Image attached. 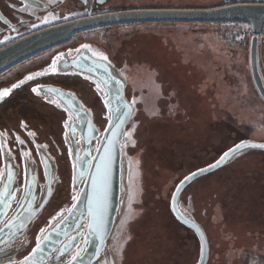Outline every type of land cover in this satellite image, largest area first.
<instances>
[{
    "label": "rangeland",
    "instance_id": "rangeland-1",
    "mask_svg": "<svg viewBox=\"0 0 264 264\" xmlns=\"http://www.w3.org/2000/svg\"><path fill=\"white\" fill-rule=\"evenodd\" d=\"M226 4L228 0H108L105 6L96 8L94 0H82L80 5L69 3L58 18L45 17L3 35L0 47L37 29L97 14ZM250 36L246 22L109 24L75 32L66 42L37 52L0 73V85L13 78L16 81L47 65L55 53L84 43L104 51L122 69L127 82L125 96L135 101L126 132L133 124L136 127L132 133L135 146L129 142L126 149L130 201L112 242L118 264L196 262L198 241L171 214L170 191L176 181L211 163L242 139L264 140V102L253 86L248 66ZM263 37L264 29L258 36L257 56L264 83ZM48 81L73 91L91 111L94 122L100 128L105 124L104 109L92 84L77 76L30 82L0 106V126L8 122L17 125L21 117L27 116L40 137L52 134L61 148L55 161L54 189L27 238L28 250L38 229L70 200V166L60 139L65 113L29 91L30 84ZM38 121L43 129L37 127ZM257 152H247L216 173L197 179L188 187L194 194L192 200L187 197L191 202L184 199L187 194L181 199L191 213L196 208L207 209L209 218L201 224L209 247L207 264H264V165L256 162L264 161V153ZM227 171L230 187L222 197L221 177L217 174Z\"/></svg>",
    "mask_w": 264,
    "mask_h": 264
},
{
    "label": "water",
    "instance_id": "water-1",
    "mask_svg": "<svg viewBox=\"0 0 264 264\" xmlns=\"http://www.w3.org/2000/svg\"><path fill=\"white\" fill-rule=\"evenodd\" d=\"M106 1L95 0V3L102 5ZM136 21L248 23L251 31L248 46L250 77L258 96L264 102V83L257 58L258 36L264 24V4L131 9L66 21L26 34L0 47V73L37 52L66 42L75 32ZM94 48L84 43L78 48L59 51L44 67L0 88L18 85L11 90L10 96L20 87L46 77L77 76L92 84L104 109L105 118V124L100 128L94 122L91 111L73 91L42 83L30 87L33 95L65 113L61 139L70 166V200L38 229L28 252L18 257L28 247V232L51 197L56 182V164L49 152L36 151L44 182L38 180L37 163L31 158L27 162L23 159L22 184L18 186L19 167L6 140L0 138V264H118L112 242L125 220L131 196L126 156L130 143L124 133L134 114L135 103L125 96L127 82L122 69L117 68L104 51ZM102 56L107 59H102ZM53 66L55 71L51 70ZM28 76L34 78L27 80ZM33 88L38 89V92H33ZM129 107L131 115H126ZM121 120L123 123H120ZM242 142L264 144L260 140L243 139L224 152ZM250 151L264 152V148L250 146L230 154L219 167L204 173L198 171L214 164L223 152L211 163L185 175L196 172L197 175L191 180L181 184L184 176L174 186L169 198V210L198 241V257L194 264H207L208 241L203 227L179 200L180 194L193 181L221 169ZM74 196L78 198L73 199ZM202 246L203 260L200 259Z\"/></svg>",
    "mask_w": 264,
    "mask_h": 264
},
{
    "label": "flooded vegetation",
    "instance_id": "flooded-vegetation-1",
    "mask_svg": "<svg viewBox=\"0 0 264 264\" xmlns=\"http://www.w3.org/2000/svg\"><path fill=\"white\" fill-rule=\"evenodd\" d=\"M51 2L52 3L50 4L49 0H0V37H2L3 35H8L10 32H15L22 27L29 26V25H32L34 23L40 22L45 17L58 18L59 15L61 14V11L64 10L65 7L67 8V6H69V3H75V5L82 4V0H51ZM107 2H108V0L104 4L98 5L96 8H100V7L105 6L107 4ZM44 28H46V27H44ZM40 29H42V28H40ZM40 29H37V30H40ZM37 30H35V31H37ZM35 31H32V32H35ZM32 32H30V33H32ZM55 77H63V76H55ZM55 77H49V78H55ZM15 79L16 78H13L9 82L7 81L6 83L1 84L0 88L3 86L9 85L13 81H15ZM43 84H52V85L67 89L62 84H58V83H54V82H50V81L43 83ZM27 85H29V84H27ZM32 85H34V84H30L29 91H30V87ZM7 99H5L2 103H0V106ZM26 117H21V119L17 125H13L12 123L8 122L5 126H0V138H4V140H6L8 146H9V149L14 156L15 162L17 163V165L19 167V174L17 176V180H18L17 185L18 186H21V184H22L23 164L21 162L22 161L21 158H23L25 160V162H27V160H29L31 158L33 161H35L37 163L38 180L40 183H43L44 179L41 176L42 173H41V169L39 166V161H38L36 151H40L41 153L42 152L44 153L46 151L49 152V154H51L54 157L55 161L57 159V155L61 154V148L58 145L57 141L54 139L53 135L48 133L47 138L46 137H44V138L40 137V134L37 132L36 127L32 124V122H30V119H27ZM43 126L44 125H42L41 122L38 121L37 127L40 129H43ZM29 133H33L34 135H29ZM17 138H19V139H17ZM249 139H254V138H249ZM20 140H23L24 143L23 144L19 143ZM254 140H260V139H254ZM260 141H264V140L262 139ZM257 153H264V152L258 151ZM257 159H259V158H257ZM236 160H237V158L235 159V161ZM256 162L258 163V165H264V161L261 163L257 160ZM224 167H226V166H224ZM224 167H222L221 169H223ZM219 170H217V171H219ZM217 171H215L213 173H216ZM213 173H211V174H213ZM231 174H236V172L232 171ZM208 175H210V174H208ZM208 175H206V176H208ZM217 176L221 177V182H220L219 186H220L222 194L220 196L225 197V195L228 194V189L230 187L226 181L227 177H228V171L226 173H223V174L219 173V174H217ZM200 178H202V177H200ZM178 181H176L175 183H177ZM195 181L190 183L181 192L180 197H179L180 201H182L181 199L185 196V194H187L184 197V199L186 200V202L187 201L191 202V200H192L191 198L194 197V194H193V192L191 193L189 191L188 187L191 184H193ZM223 184H224V186H223ZM235 188H236V186H235ZM173 189H171L170 194L173 191ZM188 196L190 197L191 200L189 198H187ZM207 205L209 206V204H207ZM40 216L34 222V225L40 219ZM192 216L195 219V221L197 223H199L200 225L201 224L203 225L204 222H206L207 219L209 218V216L207 214V209H204V208H201L200 210L198 208H196L195 212H194V210L192 211ZM30 234H31V230H29V232H28V237L30 236ZM27 248H25V249H27ZM27 251H28V249H27ZM22 253L23 252H21L18 256H20Z\"/></svg>",
    "mask_w": 264,
    "mask_h": 264
},
{
    "label": "snow or ice",
    "instance_id": "snow-or-ice-1",
    "mask_svg": "<svg viewBox=\"0 0 264 264\" xmlns=\"http://www.w3.org/2000/svg\"><path fill=\"white\" fill-rule=\"evenodd\" d=\"M102 59H105L106 60L107 57L102 56ZM51 70L52 71H55L56 70L55 69V66H53ZM37 75H40V73H38ZM33 78H34L33 76L26 77L27 80H31ZM20 83H24V81H21ZM16 87H18V85L13 84L12 85V88L0 89V101L4 100L5 97L9 96L11 90L13 88H16ZM97 87L99 88V85H97ZM32 91L33 92H38V89L33 88ZM133 103H135V101H133ZM131 111H132L131 110V107H129V110L126 113V115H131ZM120 123H123V120H121ZM117 127H119V126H117ZM135 127H136L135 124H133L131 131L124 133V135H126L128 137L129 142L132 143L133 146H135V140L132 139V133L135 132ZM29 135H34V134L33 133H29ZM17 139H19V138H17ZM19 143L23 144L24 141L23 140H20ZM250 146L251 147L264 148V144H261V145H252L249 142H242L241 144H237V145H235V147L230 148L228 151L224 152V154L214 164L209 165L207 168L199 169L198 171L200 173H204V172L209 171L210 169L219 167L222 163H224L229 158L230 154H235V153L241 152V150L247 149ZM98 169H99V166H98ZM81 175H83V174H81ZM196 175H197V173L196 172H193L190 175L185 176L183 178V180L180 181V183L183 184L185 181L191 180ZM179 190L180 189L178 188L177 191H179ZM77 198L78 197H76V196L73 197V199H77ZM173 199H175V194H173ZM41 231H43V229H41ZM73 259H75V257ZM200 259L203 260V246L201 247V256H200Z\"/></svg>",
    "mask_w": 264,
    "mask_h": 264
},
{
    "label": "built area",
    "instance_id": "built-area-1",
    "mask_svg": "<svg viewBox=\"0 0 264 264\" xmlns=\"http://www.w3.org/2000/svg\"><path fill=\"white\" fill-rule=\"evenodd\" d=\"M235 4H264V0H228L226 5H235ZM250 26V25H249ZM264 29V24L262 25V30Z\"/></svg>",
    "mask_w": 264,
    "mask_h": 264
},
{
    "label": "crops",
    "instance_id": "crops-1",
    "mask_svg": "<svg viewBox=\"0 0 264 264\" xmlns=\"http://www.w3.org/2000/svg\"><path fill=\"white\" fill-rule=\"evenodd\" d=\"M49 2H50V4L52 3L51 0H49ZM260 42L262 43L261 45H262V47H263V45H264V37L262 38V40H260ZM262 47H261V48H262ZM262 50H263V49H262Z\"/></svg>",
    "mask_w": 264,
    "mask_h": 264
},
{
    "label": "trees",
    "instance_id": "trees-1",
    "mask_svg": "<svg viewBox=\"0 0 264 264\" xmlns=\"http://www.w3.org/2000/svg\"><path fill=\"white\" fill-rule=\"evenodd\" d=\"M205 8V7H204Z\"/></svg>",
    "mask_w": 264,
    "mask_h": 264
}]
</instances>
